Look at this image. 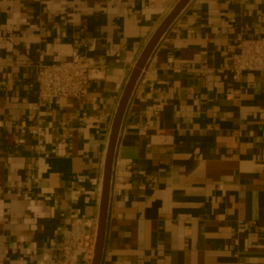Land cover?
Segmentation results:
<instances>
[{
  "label": "crops",
  "instance_id": "obj_1",
  "mask_svg": "<svg viewBox=\"0 0 264 264\" xmlns=\"http://www.w3.org/2000/svg\"><path fill=\"white\" fill-rule=\"evenodd\" d=\"M179 0H0V264H92L105 161L127 83ZM264 35V0H190L129 99L100 264H264V71L227 69ZM103 63L81 98L42 101L41 63ZM43 128V143L30 127Z\"/></svg>",
  "mask_w": 264,
  "mask_h": 264
},
{
  "label": "built area",
  "instance_id": "obj_2",
  "mask_svg": "<svg viewBox=\"0 0 264 264\" xmlns=\"http://www.w3.org/2000/svg\"><path fill=\"white\" fill-rule=\"evenodd\" d=\"M103 63L76 49L69 60L41 63L36 73L37 96L40 100L55 98L81 99L90 91V81L103 69ZM227 69L234 79L254 71H264V35L242 37L236 43V51ZM30 132L43 143V128L34 125ZM83 245L82 237L75 231L68 233L56 252L44 255V261L52 264H70L72 253ZM44 264V263H40Z\"/></svg>",
  "mask_w": 264,
  "mask_h": 264
},
{
  "label": "water",
  "instance_id": "obj_3",
  "mask_svg": "<svg viewBox=\"0 0 264 264\" xmlns=\"http://www.w3.org/2000/svg\"><path fill=\"white\" fill-rule=\"evenodd\" d=\"M189 1L190 0H179L177 5L170 12V14L166 17V19L163 21V23L161 24L159 29L156 31V33L153 35V37L147 44L146 48L144 49L141 57L137 61L135 68L133 69V72L127 83V86L123 93L119 107L117 109L115 119L113 122L110 140H109L106 161H105L104 182H103L100 213H99V220H98V231H97L92 264H100L101 259H102L115 148H116L118 135L120 132V128L122 125L123 117H124L129 99L134 90L136 82L139 76L141 75V72L143 71L153 50L155 49L161 37L167 31L169 26L172 24V22L175 20V18L179 15L181 10L185 7V5Z\"/></svg>",
  "mask_w": 264,
  "mask_h": 264
}]
</instances>
